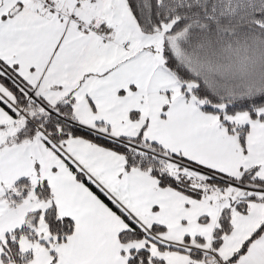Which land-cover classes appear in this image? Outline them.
<instances>
[{
	"label": "snow or ice",
	"instance_id": "1",
	"mask_svg": "<svg viewBox=\"0 0 264 264\" xmlns=\"http://www.w3.org/2000/svg\"><path fill=\"white\" fill-rule=\"evenodd\" d=\"M0 264H264V0H0Z\"/></svg>",
	"mask_w": 264,
	"mask_h": 264
}]
</instances>
